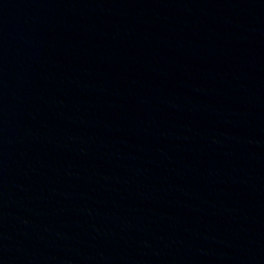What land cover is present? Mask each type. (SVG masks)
Here are the masks:
<instances>
[{"label":"water","instance_id":"obj_1","mask_svg":"<svg viewBox=\"0 0 264 264\" xmlns=\"http://www.w3.org/2000/svg\"><path fill=\"white\" fill-rule=\"evenodd\" d=\"M0 264H264V0H0Z\"/></svg>","mask_w":264,"mask_h":264}]
</instances>
